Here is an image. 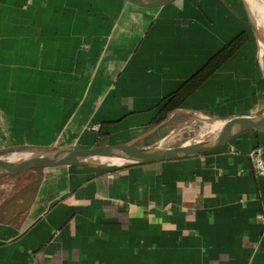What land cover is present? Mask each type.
<instances>
[{
  "label": "crops",
  "instance_id": "1",
  "mask_svg": "<svg viewBox=\"0 0 264 264\" xmlns=\"http://www.w3.org/2000/svg\"><path fill=\"white\" fill-rule=\"evenodd\" d=\"M242 12L244 0H0V150L165 146L170 129L211 133L260 115L263 46ZM241 33L226 65L153 125ZM257 149L264 131L252 130L191 159L44 169L27 204L0 220V264H264Z\"/></svg>",
  "mask_w": 264,
  "mask_h": 264
},
{
  "label": "water",
  "instance_id": "2",
  "mask_svg": "<svg viewBox=\"0 0 264 264\" xmlns=\"http://www.w3.org/2000/svg\"><path fill=\"white\" fill-rule=\"evenodd\" d=\"M146 9H160L177 0H123ZM264 4V0H261ZM252 130L264 131V111L257 116L233 118L197 141L181 145L141 147L135 144L98 145L92 148L39 150L23 158H0V180L27 172L65 166L89 165L95 162H117L141 165L163 161H178L213 153Z\"/></svg>",
  "mask_w": 264,
  "mask_h": 264
},
{
  "label": "rangeland",
  "instance_id": "3",
  "mask_svg": "<svg viewBox=\"0 0 264 264\" xmlns=\"http://www.w3.org/2000/svg\"><path fill=\"white\" fill-rule=\"evenodd\" d=\"M248 7V14L246 12H242L248 20L249 23V32L252 34V37L255 40H260V30H257V27L255 23L253 22V19L251 17V10L248 2L244 0ZM258 2L262 3L261 0H257ZM264 5V4H263ZM249 15V16H247ZM259 36V37H258ZM261 47V46H260ZM262 50V47H261ZM262 57V54H261ZM264 61V59H263ZM263 61L261 60L262 64ZM264 69V64H263ZM264 111V110H263ZM262 111V112H263ZM261 112V113H262ZM193 131L190 133H185L183 129L175 131V132H168V139L164 142V145L166 147H173L177 145H181L184 143H189L193 141H197L201 138L206 137L210 133H204L205 126L203 123H196L195 127L191 126ZM202 130V131H201ZM39 150H33V149H23V150H13L12 147H9L4 150H0V158L4 159H20L25 157L26 155L35 153ZM117 163V162H114ZM43 170H37V171H31L27 172L24 175H20L21 177L14 176V177H8L3 178L0 180V220L2 222L9 221L13 217V212L19 207L21 208V205L27 204L28 198L32 191L34 190L35 186L37 185V182L43 177Z\"/></svg>",
  "mask_w": 264,
  "mask_h": 264
},
{
  "label": "trees",
  "instance_id": "4",
  "mask_svg": "<svg viewBox=\"0 0 264 264\" xmlns=\"http://www.w3.org/2000/svg\"><path fill=\"white\" fill-rule=\"evenodd\" d=\"M247 41L248 35L241 33L223 45L207 63L160 104L161 108L154 119L153 125L162 123L173 111L179 109L211 76L225 66Z\"/></svg>",
  "mask_w": 264,
  "mask_h": 264
},
{
  "label": "bare ground",
  "instance_id": "5",
  "mask_svg": "<svg viewBox=\"0 0 264 264\" xmlns=\"http://www.w3.org/2000/svg\"><path fill=\"white\" fill-rule=\"evenodd\" d=\"M250 6L251 17L255 23L257 30L261 31V44L263 46L264 53V5L257 0H246ZM221 124H214L213 128H219ZM14 160V159H12Z\"/></svg>",
  "mask_w": 264,
  "mask_h": 264
},
{
  "label": "built area",
  "instance_id": "6",
  "mask_svg": "<svg viewBox=\"0 0 264 264\" xmlns=\"http://www.w3.org/2000/svg\"><path fill=\"white\" fill-rule=\"evenodd\" d=\"M252 163L256 173L260 176H264V153L261 149H257L250 154Z\"/></svg>",
  "mask_w": 264,
  "mask_h": 264
}]
</instances>
